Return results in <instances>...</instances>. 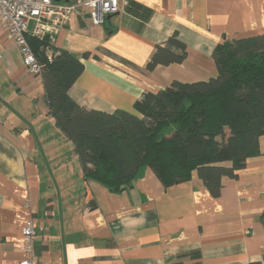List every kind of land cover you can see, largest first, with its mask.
Wrapping results in <instances>:
<instances>
[{"label": "crops", "instance_id": "obj_1", "mask_svg": "<svg viewBox=\"0 0 264 264\" xmlns=\"http://www.w3.org/2000/svg\"><path fill=\"white\" fill-rule=\"evenodd\" d=\"M174 33L185 59L149 68L155 46ZM260 34L264 0H120L102 24L76 14L47 39L83 65L68 95L111 113L135 112L145 92L172 81L208 80L217 44ZM28 218L36 264H264V134L258 154L224 177L215 196L196 171L164 188L149 167L112 191L84 178L41 77L28 73L0 26V264L23 258Z\"/></svg>", "mask_w": 264, "mask_h": 264}, {"label": "trees", "instance_id": "obj_2", "mask_svg": "<svg viewBox=\"0 0 264 264\" xmlns=\"http://www.w3.org/2000/svg\"><path fill=\"white\" fill-rule=\"evenodd\" d=\"M174 33L155 46L148 67L182 62L186 49ZM41 65L49 114L74 145L85 179L122 191L142 167L164 188L193 171L212 195L258 154L264 134V34L215 46L216 74L208 80L172 81L145 92L134 111L111 113L76 103L68 89L83 71L79 57L47 38L26 37Z\"/></svg>", "mask_w": 264, "mask_h": 264}, {"label": "built area", "instance_id": "obj_3", "mask_svg": "<svg viewBox=\"0 0 264 264\" xmlns=\"http://www.w3.org/2000/svg\"><path fill=\"white\" fill-rule=\"evenodd\" d=\"M120 9V0H84L78 3L54 0H0V26L5 38L13 42L21 56L22 64L32 76H40L41 65L26 37L38 40L52 38L76 14L86 13L93 25H100L105 17ZM29 21L33 28L28 29ZM23 258L18 264H36L34 255V221L28 218L22 228Z\"/></svg>", "mask_w": 264, "mask_h": 264}, {"label": "rangeland", "instance_id": "obj_4", "mask_svg": "<svg viewBox=\"0 0 264 264\" xmlns=\"http://www.w3.org/2000/svg\"><path fill=\"white\" fill-rule=\"evenodd\" d=\"M32 28H33V23L30 22V23L28 24V29L31 30Z\"/></svg>", "mask_w": 264, "mask_h": 264}, {"label": "water", "instance_id": "obj_5", "mask_svg": "<svg viewBox=\"0 0 264 264\" xmlns=\"http://www.w3.org/2000/svg\"><path fill=\"white\" fill-rule=\"evenodd\" d=\"M54 1H59V0H54ZM65 1H67V0H65ZM81 18H82L81 16L78 17V20H79L80 22H81ZM82 26H83V25H82Z\"/></svg>", "mask_w": 264, "mask_h": 264}]
</instances>
